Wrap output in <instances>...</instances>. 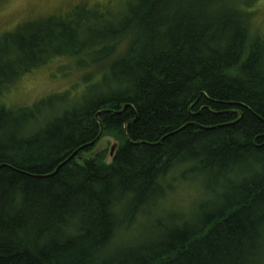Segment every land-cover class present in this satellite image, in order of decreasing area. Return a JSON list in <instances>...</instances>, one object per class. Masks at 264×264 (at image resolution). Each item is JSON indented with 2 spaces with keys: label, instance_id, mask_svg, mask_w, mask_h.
<instances>
[{
  "label": "trees",
  "instance_id": "trees-1",
  "mask_svg": "<svg viewBox=\"0 0 264 264\" xmlns=\"http://www.w3.org/2000/svg\"><path fill=\"white\" fill-rule=\"evenodd\" d=\"M83 5L0 39V94L58 57L95 69L74 100L0 104V264H264L255 0ZM177 180L203 197L191 214L165 201Z\"/></svg>",
  "mask_w": 264,
  "mask_h": 264
},
{
  "label": "rangeland",
  "instance_id": "rangeland-1",
  "mask_svg": "<svg viewBox=\"0 0 264 264\" xmlns=\"http://www.w3.org/2000/svg\"><path fill=\"white\" fill-rule=\"evenodd\" d=\"M128 0H0V39L5 33L14 31L19 24L33 21L42 16L60 14L63 16L74 14L76 6L82 2L90 5L84 6L88 11L96 9L101 12L118 14ZM101 5L93 8L94 5ZM255 22L264 33V0H255ZM120 13V12H119ZM71 57H58L48 64L23 75L10 87L0 94V104L9 107L31 106L34 103L52 95H65L68 100H74L85 91L86 73L95 69L80 68L75 59ZM118 141L111 136L104 137L97 146L96 152H107L106 162L113 160L112 147ZM116 150V149H115ZM86 154L85 157L94 155ZM82 158V159H83ZM177 185L171 195L165 200L169 207L176 208L175 212L191 214L203 199L195 183L176 181ZM199 191V192H198ZM191 208L189 209V207ZM187 208L189 210H187ZM173 212L166 211L161 214L164 224L176 223L172 218ZM172 216V217H171ZM175 216V215H174ZM139 230V228H138ZM139 233V231L137 232ZM131 236V235H130Z\"/></svg>",
  "mask_w": 264,
  "mask_h": 264
},
{
  "label": "water",
  "instance_id": "water-1",
  "mask_svg": "<svg viewBox=\"0 0 264 264\" xmlns=\"http://www.w3.org/2000/svg\"><path fill=\"white\" fill-rule=\"evenodd\" d=\"M116 147H117V144H115L113 147H112V151H111V155L113 156V154H114V152H115V149H116ZM72 157V156H71ZM70 157V158H71Z\"/></svg>",
  "mask_w": 264,
  "mask_h": 264
}]
</instances>
